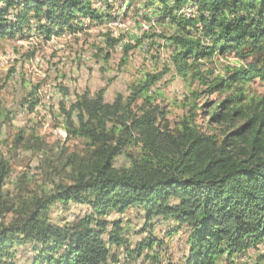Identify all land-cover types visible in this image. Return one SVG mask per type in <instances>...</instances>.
<instances>
[{
    "label": "trees",
    "instance_id": "1",
    "mask_svg": "<svg viewBox=\"0 0 264 264\" xmlns=\"http://www.w3.org/2000/svg\"><path fill=\"white\" fill-rule=\"evenodd\" d=\"M174 1L160 0L161 14L175 25L169 37L175 46L172 62L182 76L193 70L208 85L207 92L234 89L210 113L209 124L227 127L220 134L205 132L194 116L172 126L150 90L167 69L146 74L131 84L128 96L118 93L112 102L102 88L79 95L69 108L62 104L67 141L81 144L55 151L39 134L32 135L33 143L31 137L17 139L44 155L49 175L44 187L30 188L24 176L17 191L6 189L11 162L0 152V264H16L22 246L32 252L28 264H111L120 261L121 247L127 253L124 264L144 251L145 260L159 262L164 240L149 234L132 248L129 227L122 219H109L130 208L145 213L147 226L139 234L155 219L177 224L168 236L186 227V264H222L225 255L226 264H234L237 252L264 242V96L249 98L242 88L250 79L264 78V0ZM0 2L5 4L0 39L25 36L33 25L50 39L78 28L80 18L108 17L94 0ZM189 3L207 19L201 34L208 44L192 29L195 17L178 14ZM10 11L14 21L6 17ZM217 51L245 63L208 80L197 64ZM27 103L34 111L39 102ZM14 117L0 98V131ZM120 157L126 163L117 165ZM70 203L89 210L72 220L52 217L57 204L69 208Z\"/></svg>",
    "mask_w": 264,
    "mask_h": 264
},
{
    "label": "rangeland",
    "instance_id": "2",
    "mask_svg": "<svg viewBox=\"0 0 264 264\" xmlns=\"http://www.w3.org/2000/svg\"><path fill=\"white\" fill-rule=\"evenodd\" d=\"M174 3L169 0V4ZM4 5L0 2V8ZM94 5L108 17L102 21L80 18L76 21L80 23L78 28L54 34L50 39L38 35L34 25L25 36L18 34L0 39V98L15 113L12 123L5 124L0 131V152L11 162L6 189L17 191L24 176L32 189L44 187L48 181L44 155L27 149L23 141L18 143L19 136L22 135L21 140L31 137L33 143L32 135L39 134L55 147V151L64 145L73 149L81 142L67 141L62 104L69 108L79 95L86 91L94 94L102 88L106 89L105 100L112 102L118 93L128 96L131 84L144 79L148 73L167 69L150 90L156 93L172 126L190 121L194 116V124L199 130L220 134L227 127L220 123L209 124L210 113L234 89L207 92L208 85L199 76L194 77L193 70L186 76L178 73L172 62L175 46L169 38L175 25L161 14L160 0H94ZM178 14L195 17L197 22L193 31L197 29L196 36L210 43L201 34L207 19L200 17L194 5L186 4ZM6 17L9 21L15 20L11 11ZM113 39H117L116 45L111 46ZM126 49L127 58L123 61ZM244 63L235 54L223 55L217 51L212 57L200 58L197 65L210 80L224 74L229 66L239 67ZM242 88L247 90L249 98L264 96V78L250 79ZM33 98L39 103L34 111H29L27 102ZM124 163V157L118 158L117 165ZM88 210L87 205L70 203L69 208H65L63 204H57L52 217L72 220ZM109 219H122L123 225L129 227L127 236L132 248L149 234L164 240L159 262L145 260L147 251H144L132 264H186L188 261L186 227L168 236L177 224L171 221L158 223L155 219L144 233L139 234L138 231L147 226V220L144 211L137 208L124 213L113 212ZM18 250L15 263L28 264L32 255L29 246ZM117 252L120 261L111 264H124L125 248L121 247ZM227 257L221 259L222 264L227 263ZM233 258L234 264H264V242L237 252Z\"/></svg>",
    "mask_w": 264,
    "mask_h": 264
},
{
    "label": "built area",
    "instance_id": "3",
    "mask_svg": "<svg viewBox=\"0 0 264 264\" xmlns=\"http://www.w3.org/2000/svg\"><path fill=\"white\" fill-rule=\"evenodd\" d=\"M192 9V7H190ZM199 13V12H198ZM193 16V15H192Z\"/></svg>",
    "mask_w": 264,
    "mask_h": 264
}]
</instances>
